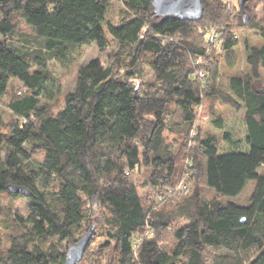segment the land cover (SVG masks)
I'll return each mask as SVG.
<instances>
[{
	"label": "trees",
	"instance_id": "1",
	"mask_svg": "<svg viewBox=\"0 0 264 264\" xmlns=\"http://www.w3.org/2000/svg\"><path fill=\"white\" fill-rule=\"evenodd\" d=\"M112 1L0 0V97L20 84L8 96L12 117L0 116V264H63V242L91 226V240L104 239L96 264H264V44H244L250 72L224 92L219 56L237 45L226 0H200L195 21L157 17L151 0H122L120 25L105 23ZM258 5L261 23L251 14ZM237 16L264 39V0H237ZM92 43L99 56L78 68L53 112L43 103L57 81L47 64ZM217 106L243 110L244 150ZM208 117L228 151L202 136ZM250 181L246 201H236ZM20 197L26 217L12 212ZM88 253L77 264H89Z\"/></svg>",
	"mask_w": 264,
	"mask_h": 264
},
{
	"label": "rangeland",
	"instance_id": "2",
	"mask_svg": "<svg viewBox=\"0 0 264 264\" xmlns=\"http://www.w3.org/2000/svg\"><path fill=\"white\" fill-rule=\"evenodd\" d=\"M229 8V17L232 20L234 27V35L237 39V45L232 49L223 52L219 56L218 61V79L217 86L224 92H229L228 81L233 76H240L250 72L249 66L245 62L246 51L244 44L247 43L249 46H258L261 42H264L262 37L256 33L254 29L249 27H238L237 25V0H226ZM123 9L122 0H114L110 3L105 14V23L111 25H120V12ZM252 16H255L256 19L261 23L262 20V6H254L251 8ZM20 32L23 34L24 41H27L32 46L36 43L33 32L29 27L24 23H20ZM104 31L109 42V50H115L117 47V42L108 34L107 27L104 26ZM1 38V37H0ZM263 40V41H262ZM99 56V51L94 43L86 46H79L73 50L65 60L58 62L55 60L50 61L47 64V67L51 74L57 79L56 82H48L47 92L44 93L45 96H51V101L46 98L43 99V103L50 106L53 112H56L63 105V94L72 88L75 75L78 68L90 61L93 58ZM143 80L149 81L154 78V74L146 66L142 67ZM259 78L264 79V69L259 70ZM13 87H8V94L0 97V116L3 120H8L12 117L11 112L7 108V102L11 94L18 89L20 84L17 81L12 82ZM216 116H221L225 123V130L230 132L231 138L233 140L239 139L240 145L239 149L244 150L246 147L245 137L246 130L243 122V110H235L230 106H217L214 109ZM213 117H208L205 119L204 124L202 125V136L213 135L220 144V152L228 151L230 146L223 142L222 140V131L213 127L211 120ZM40 157V156H39ZM258 172L264 173V167L258 169ZM252 182H248L245 187L242 189L241 194L235 197V200L238 202L244 203L246 201V194L250 192ZM202 194L205 198H210L214 194L212 189L206 187L202 188ZM234 199V198H233ZM7 202L8 201H3ZM29 200L26 197L15 198L12 201V212L14 215L21 217H26L28 212ZM104 242V239L95 237L88 244L86 250L89 252L88 257H93L91 261L88 260L89 264H96L94 261L97 258L98 247ZM63 247L67 249V245L63 242ZM86 252V251H85ZM217 253H221L217 251ZM85 254V253H84ZM96 254V255H95ZM87 263V260L84 264Z\"/></svg>",
	"mask_w": 264,
	"mask_h": 264
},
{
	"label": "water",
	"instance_id": "3",
	"mask_svg": "<svg viewBox=\"0 0 264 264\" xmlns=\"http://www.w3.org/2000/svg\"><path fill=\"white\" fill-rule=\"evenodd\" d=\"M246 0H238L239 5ZM153 12L157 17L173 16L179 20H198L202 14V5L200 0H151ZM244 22L247 21L246 15L243 16ZM7 190L12 194H21L30 196L31 192L17 185H7ZM94 226L84 233L77 241L69 245L65 251L63 264H77L83 258L86 248L92 238Z\"/></svg>",
	"mask_w": 264,
	"mask_h": 264
},
{
	"label": "built area",
	"instance_id": "4",
	"mask_svg": "<svg viewBox=\"0 0 264 264\" xmlns=\"http://www.w3.org/2000/svg\"><path fill=\"white\" fill-rule=\"evenodd\" d=\"M213 40H214V36L211 37V41H213ZM137 87H138V83H135V89H137Z\"/></svg>",
	"mask_w": 264,
	"mask_h": 264
},
{
	"label": "crops",
	"instance_id": "5",
	"mask_svg": "<svg viewBox=\"0 0 264 264\" xmlns=\"http://www.w3.org/2000/svg\"><path fill=\"white\" fill-rule=\"evenodd\" d=\"M261 39H263V38H261ZM263 40H264V39H263ZM263 40H262V41H263ZM263 44H264V42H261L260 45H258V46H251V47H260V46L263 45ZM249 69H250V68H249Z\"/></svg>",
	"mask_w": 264,
	"mask_h": 264
}]
</instances>
